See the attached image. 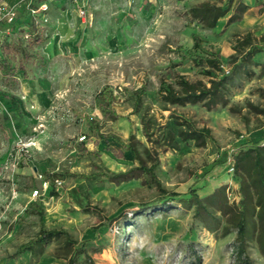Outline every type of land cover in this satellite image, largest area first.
<instances>
[{
	"label": "rangeland",
	"instance_id": "1",
	"mask_svg": "<svg viewBox=\"0 0 264 264\" xmlns=\"http://www.w3.org/2000/svg\"><path fill=\"white\" fill-rule=\"evenodd\" d=\"M82 3L86 18L73 0H0V7L13 6L17 12L15 26L0 25V44L17 47L14 57L0 55V264H67L53 256L58 243L47 245L37 258L29 253L11 258L42 225L86 242L76 264H86V255L95 264H264L253 244L237 258L231 249L234 234L208 232L179 198L169 209L140 214L136 204L162 197L147 177L120 183L106 179L139 165L124 149L131 132L136 142L150 146L140 114H132L130 97L143 86V106L162 125L176 112L197 127L210 128L213 136L203 148L193 142L181 145L180 151L154 145L161 186L178 194L197 189L201 197L220 184L234 191L238 181L228 172V156L249 140H264V75L254 69L249 78L237 79L229 106L211 111L201 104L163 110L157 90L161 80L173 82L177 76L208 82L175 52L190 50L194 33L205 48L218 50L228 70L234 39L249 31L264 33V0H257L247 27L226 25L227 16L215 31L203 30L189 17L187 10L196 1ZM43 4L46 10L36 11ZM23 33L30 37L24 39ZM103 88L115 97L116 120L104 118L96 108L95 96ZM90 119L97 129L88 127ZM82 136L86 139L79 141ZM92 174L98 177L84 179ZM48 180L45 189L42 183ZM35 190L41 196L32 197ZM34 199L41 203V218L25 212Z\"/></svg>",
	"mask_w": 264,
	"mask_h": 264
},
{
	"label": "trees",
	"instance_id": "2",
	"mask_svg": "<svg viewBox=\"0 0 264 264\" xmlns=\"http://www.w3.org/2000/svg\"><path fill=\"white\" fill-rule=\"evenodd\" d=\"M191 1L197 3L188 8L189 17L203 30L208 31H215L218 22L228 15L226 25L239 21L249 8L244 0ZM191 38L190 50L176 48L175 52L181 62H191L201 75L208 78V82L201 80L192 82L184 76H177L173 82L161 80L157 94L164 104L163 110H168L167 107L197 104H201L208 111L217 107L226 108L230 104L231 92L236 88L237 79L249 78L254 74V69H259L261 75H264V33L255 36L249 31L234 39L233 54L228 57V70L224 69L218 50L205 48L203 40L196 33L192 34ZM15 47L3 41L2 54L14 57V51L17 50ZM144 96H146V91L143 86L132 92L130 95L133 100L132 114H140L142 133L150 146L136 142L131 132L124 144V149L133 153L139 165L126 172L108 174L107 181L120 183L145 176L150 184L158 189L162 197L155 201L136 204L135 207L140 214L151 210L169 209L171 201L179 198L180 205L192 210L193 220L199 222L208 232L220 234L222 237H226L231 232L234 234L231 249L237 258H243L247 246L253 244L264 259V140H249L233 153V174L238 181L237 202L228 200L227 185L215 188L204 197L199 196L198 190L192 188L185 194L167 192L155 175L158 160L155 157L154 145H159L164 150L180 151L181 145L193 142L195 147L203 148L208 141H212L213 136L210 128L197 127L184 114L176 112H171L169 122L162 125L155 115L150 113V108L143 106ZM114 100L115 97L109 88H103L95 96L96 108L104 118L109 120H116L120 117L112 108ZM259 113L262 112L259 111ZM87 125L91 129L98 128L97 122L92 119L87 120ZM112 152L116 153L118 158L122 155L121 152L114 150ZM147 162H151V165L148 166ZM215 167L217 165L212 166L211 170ZM209 172L204 173L203 177H206ZM97 177L92 174L85 176L84 179L91 182ZM51 193L52 196H57L53 190ZM25 212L35 213L41 218L43 211L40 201L34 199L29 203ZM51 243H58L53 256L66 260L67 264H76L77 256L85 254L86 242L78 243L63 229H48L42 225L37 235L19 245L11 258H18L24 253H29L32 258L40 257L44 254L45 247ZM97 251L96 249L91 250L92 253ZM85 260L86 264H95L89 255L85 256Z\"/></svg>",
	"mask_w": 264,
	"mask_h": 264
},
{
	"label": "built area",
	"instance_id": "3",
	"mask_svg": "<svg viewBox=\"0 0 264 264\" xmlns=\"http://www.w3.org/2000/svg\"><path fill=\"white\" fill-rule=\"evenodd\" d=\"M75 3H77V6L79 8V15L82 18H86L87 16V12L86 9L84 8V4L82 3V5L80 6L79 3H81V0H73ZM46 10V5H41L39 7L38 10L36 11H45ZM36 11H33V13H35ZM16 9L13 6H1L0 7V25L4 24L7 27H11L13 26V24L16 21ZM24 39H28L30 37L29 34L23 33L22 36ZM86 139L85 136H82L79 138V141H84ZM227 168H228V172L233 173L234 171V157L233 154L229 155L227 158ZM40 179H42L41 176H39ZM54 183L56 184V186H61L62 182L58 181V180H54ZM43 188H48L49 186V180L48 181H43L42 183ZM37 196H41L40 194V190H35L32 194V197H37ZM227 196H228V200L230 202H237L238 200V195L236 193V191H231L229 188L227 189Z\"/></svg>",
	"mask_w": 264,
	"mask_h": 264
},
{
	"label": "crops",
	"instance_id": "4",
	"mask_svg": "<svg viewBox=\"0 0 264 264\" xmlns=\"http://www.w3.org/2000/svg\"><path fill=\"white\" fill-rule=\"evenodd\" d=\"M244 2L248 5V10H247V12L243 15V17L239 20V21H237V22H235V23H238V24H240V25H242V26H245V27H247L248 25H250V23H252V20H251V12L253 11V9H254V6H255V4H256V2H257V0H244ZM228 17H229V15H228ZM251 21V22H250ZM1 45H2V43L0 44V54L2 55V51H1ZM221 185H224V184H220L219 186H221ZM226 185V184H225ZM237 188H238V185L236 184V185H234V191H236L237 190ZM215 188H213L212 189V191L214 190ZM211 191V192H212ZM211 192H209V193H211ZM207 195V194H206ZM30 202H32L31 200L29 201V202H27L28 203V205H29V203Z\"/></svg>",
	"mask_w": 264,
	"mask_h": 264
}]
</instances>
